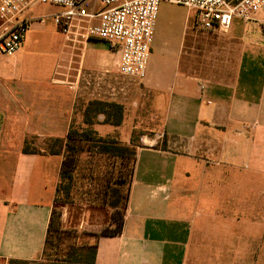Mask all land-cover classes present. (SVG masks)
I'll list each match as a JSON object with an SVG mask.
<instances>
[{
    "label": "crops",
    "instance_id": "1",
    "mask_svg": "<svg viewBox=\"0 0 264 264\" xmlns=\"http://www.w3.org/2000/svg\"><path fill=\"white\" fill-rule=\"evenodd\" d=\"M170 4L141 80L147 108L128 90L122 124L101 115L95 125L124 145L134 131L164 135L137 147L122 230L110 234L112 208L80 201L64 208L74 219L64 211L63 227L97 243L95 264H264V33L240 19L227 33L202 31ZM34 8L33 21L60 11ZM57 30L39 27L34 41L29 30L15 55L0 54V264L43 259L63 160L46 148L82 123L63 70L78 41L82 58L93 41Z\"/></svg>",
    "mask_w": 264,
    "mask_h": 264
},
{
    "label": "built area",
    "instance_id": "2",
    "mask_svg": "<svg viewBox=\"0 0 264 264\" xmlns=\"http://www.w3.org/2000/svg\"><path fill=\"white\" fill-rule=\"evenodd\" d=\"M162 1L196 11L202 31L227 33L234 19H240L258 23L264 33V0H0V54L13 56L22 48L34 20L29 11L41 2L59 7L51 18L68 41H105L118 55V72L143 80ZM163 136L143 135L140 147L155 146Z\"/></svg>",
    "mask_w": 264,
    "mask_h": 264
},
{
    "label": "trees",
    "instance_id": "3",
    "mask_svg": "<svg viewBox=\"0 0 264 264\" xmlns=\"http://www.w3.org/2000/svg\"><path fill=\"white\" fill-rule=\"evenodd\" d=\"M124 112L122 103L91 100L83 108H77V113L82 115V123H72L66 143L55 139L47 145V152L62 153L63 160L43 259L11 260L9 264H95L97 243H79V235L63 227V209L74 202L112 208L116 230L110 234L122 230L129 182L144 132L134 131L131 145H124L114 138L101 136L95 125L102 115L103 123L119 126ZM23 152L35 153L37 149L27 143Z\"/></svg>",
    "mask_w": 264,
    "mask_h": 264
},
{
    "label": "rangeland",
    "instance_id": "4",
    "mask_svg": "<svg viewBox=\"0 0 264 264\" xmlns=\"http://www.w3.org/2000/svg\"><path fill=\"white\" fill-rule=\"evenodd\" d=\"M34 6L35 11H38L40 9H45V11H47L51 7V5L43 4L41 2H36ZM168 6L169 10H171L170 13L172 16H177L178 18L181 17L183 19V15H186L188 13L190 26L198 27L195 22L196 11L189 10L188 12V8H185V6L180 4L173 3ZM48 19L45 20V22H41L40 20L32 22V30L30 29V32L28 34L29 37H31V40L34 41L39 39L40 35L35 32L38 31L39 27L43 26L44 28L48 29L50 26L54 25L53 19L51 18L52 20H49V22H47ZM0 23L2 22L0 21ZM43 23L47 24L45 25ZM57 31H59L62 37H64L63 32H61L60 30ZM49 34L52 33L49 32ZM91 40L93 41L91 44V48L85 50V55L83 58V49L82 46H80L81 44L79 43V41L75 44L76 47L73 51L70 52L66 63V68L63 70L66 74L64 80L68 85L75 86V89L79 94V97L77 98V108H83L89 101L99 99L98 97L106 101L121 102L125 100L123 98L128 97V95H125L124 92L131 90V95H137V93H139L137 97L134 96V101L136 100L140 102V104L144 105L143 109L145 110L147 108V95L145 90L143 89V82L138 79H133L121 75L118 72V55L109 47L108 43L97 39ZM121 89H123V91ZM130 92L128 93L129 95ZM81 119L82 115L79 113V115L77 116V121H80ZM146 136H149V138H154V135L151 134H146ZM117 174L118 173H115V175ZM64 211L66 212V217H70V221L74 219V209H72V211L63 209V212ZM76 211L77 210H75V213ZM63 224L65 225L66 223L63 222ZM262 260H264V256L262 257Z\"/></svg>",
    "mask_w": 264,
    "mask_h": 264
}]
</instances>
